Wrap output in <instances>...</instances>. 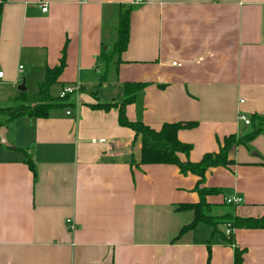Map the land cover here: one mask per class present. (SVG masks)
I'll return each mask as SVG.
<instances>
[{
	"label": "crops",
	"instance_id": "1",
	"mask_svg": "<svg viewBox=\"0 0 264 264\" xmlns=\"http://www.w3.org/2000/svg\"><path fill=\"white\" fill-rule=\"evenodd\" d=\"M125 11L128 42L115 53ZM61 61L48 94L78 87L67 106L0 118L10 145L0 146V264H235V251L241 264H264V228L226 235L229 219L264 218V133L206 172L213 224L180 233L194 215L178 207L200 203L199 179L141 165V139L119 126L118 108H93L142 84L126 118L155 131L182 124L177 139L191 151L181 161L246 136L238 116L264 115V0H0V109L21 93L40 104L38 85ZM235 197L241 204H225Z\"/></svg>",
	"mask_w": 264,
	"mask_h": 264
},
{
	"label": "trees",
	"instance_id": "2",
	"mask_svg": "<svg viewBox=\"0 0 264 264\" xmlns=\"http://www.w3.org/2000/svg\"><path fill=\"white\" fill-rule=\"evenodd\" d=\"M129 34V11H125L119 15L118 27H117V41L114 45V52L121 53L125 50L128 42ZM64 67L63 61H61L60 66L46 71L45 80L38 85L37 94L41 96V103L38 105L28 106L24 104L23 97L24 93L20 94L17 99L21 100V104L16 107L0 109V118H6V123L16 120L22 116L32 117V118H45L48 112L53 107L67 106L59 104L60 101L66 100L69 96L66 95L60 100H53L49 97L48 88L55 83L57 77L60 75ZM143 87L142 84H131L127 83L124 85V98L122 102L117 105H96L95 109L108 110L111 107L118 108V124L121 127L128 128L132 130L135 136H139L141 139V165H172L179 169L182 175H193L199 179L197 183V192L200 196V203L197 205H182L178 207L180 211H192L193 221L190 225L184 227L180 233L192 230L199 223H212L213 221L206 217L203 213L205 208V203L203 201L205 194H212L210 191L205 189H199V187L204 183V176L206 172L212 168L223 167L226 168L233 164L229 159V156L233 149L243 144V142L252 139L264 133V115L254 116L249 121L250 132L241 138H236L235 136H229L224 139L222 147L216 154L208 153L203 155L201 160L196 163L186 161H181L180 156L185 158L189 155L191 151V146L188 144L181 143L177 139V132L183 128L180 123L164 124L160 130L155 131L141 122H130L125 116V107L134 103L135 98L139 90ZM6 123L0 121V128L5 127ZM194 124H186L185 128H190ZM226 224H229L232 229L237 228H264V218L259 220H238L229 219ZM232 237V236H231ZM229 237V239L231 238ZM241 252L235 251V264H241Z\"/></svg>",
	"mask_w": 264,
	"mask_h": 264
},
{
	"label": "built area",
	"instance_id": "3",
	"mask_svg": "<svg viewBox=\"0 0 264 264\" xmlns=\"http://www.w3.org/2000/svg\"><path fill=\"white\" fill-rule=\"evenodd\" d=\"M134 1H135L136 4H140V3L143 2V0H134ZM41 11L43 13H45L47 11V8L46 7H43L41 9ZM21 69H22V67H19V70H21ZM2 78H3V73L0 72V80ZM77 91H78V87H75V86L74 87L65 88L61 92L60 98H64L66 95H68V94L70 95V94L75 93ZM66 114L68 115L69 113L67 112ZM238 120L240 122H242L244 125H249L250 124L249 121L243 115H241V114L238 116ZM241 202H242V200L239 197H235V198H232V199H225V204L226 205H235V206H237V205L241 204ZM67 224L69 225L70 229L73 230L74 226L72 224V221L71 220H68L67 221ZM226 229H227V231H226L227 237H231L232 236V232H233L234 229H232L229 224L226 225Z\"/></svg>",
	"mask_w": 264,
	"mask_h": 264
},
{
	"label": "water",
	"instance_id": "4",
	"mask_svg": "<svg viewBox=\"0 0 264 264\" xmlns=\"http://www.w3.org/2000/svg\"><path fill=\"white\" fill-rule=\"evenodd\" d=\"M24 91L23 84L18 88V91ZM0 146H3L5 148L10 147L9 143L6 140V129L4 127L0 128Z\"/></svg>",
	"mask_w": 264,
	"mask_h": 264
},
{
	"label": "rangeland",
	"instance_id": "5",
	"mask_svg": "<svg viewBox=\"0 0 264 264\" xmlns=\"http://www.w3.org/2000/svg\"><path fill=\"white\" fill-rule=\"evenodd\" d=\"M34 92H35V91H26V93H25V94H26V97H27V98L30 97V98L32 99V97H34V96H32ZM35 97H36V96H35Z\"/></svg>",
	"mask_w": 264,
	"mask_h": 264
}]
</instances>
